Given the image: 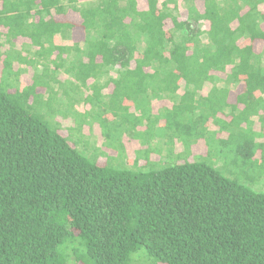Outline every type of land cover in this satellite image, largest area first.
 <instances>
[{
	"label": "trees",
	"instance_id": "1",
	"mask_svg": "<svg viewBox=\"0 0 264 264\" xmlns=\"http://www.w3.org/2000/svg\"><path fill=\"white\" fill-rule=\"evenodd\" d=\"M197 1L182 0L183 20L169 7L177 0H147L146 11L138 0H0V264H264V175L247 184L225 176L196 160L193 142L175 162L136 153L127 165L125 143L110 150L122 159L89 158L69 141L70 126L37 108V92L68 80L121 90L135 110L150 91L173 102L177 130L192 111L185 118L201 129L203 154L208 132H240L235 160L262 168L264 0H204V13ZM77 24L83 42L73 41ZM217 88L214 112L202 103L177 111Z\"/></svg>",
	"mask_w": 264,
	"mask_h": 264
},
{
	"label": "rangeland",
	"instance_id": "2",
	"mask_svg": "<svg viewBox=\"0 0 264 264\" xmlns=\"http://www.w3.org/2000/svg\"><path fill=\"white\" fill-rule=\"evenodd\" d=\"M140 1L145 3L146 0ZM76 29L78 33L79 31L82 32L80 26H77ZM261 46V43L257 44V48ZM32 74L33 71H31V74H25L22 78L23 82H29ZM63 75L60 74V76ZM38 78L41 80L40 77ZM51 86H53V83ZM208 87L210 85L205 86L202 93H206ZM181 89L183 90V88ZM41 92H37L36 95V104L39 111L51 124L56 125L60 122L62 128L70 126L71 129H68L71 131L69 141L89 158H93L92 156H95L96 153H100L122 159L124 157L112 155L110 150L115 151L118 147L121 149V143H125L129 154L127 165L133 164L136 153L141 158L149 157L152 159L154 157L156 160L175 162L181 152L182 155L183 153L188 154L189 144L197 140L195 144L192 143L191 145H195L193 147L195 154L202 153L201 155L198 154L196 160L213 165L225 176L238 179L240 182L247 184V181L255 180L264 175V165L262 168L259 166L254 167L255 164L250 161L249 165L245 166L235 160L238 158L243 161L235 151V146L243 140V136L239 135L240 132L237 131L236 138L231 140L228 137H218V133L208 132L206 139L209 140V147L211 146L212 151H210V154H203L207 150L206 142H200L201 139H196L198 133H202V131L185 118L186 116L193 118L192 111L188 113L187 110L182 113L184 118L181 120V125L185 123L188 128L184 127L177 130L176 126L180 120L176 119V115L172 118L168 117L174 111L172 110L173 102H164L163 100L159 104L157 97L149 96L150 91L146 92L145 98H143L141 106L137 110H135L136 105L133 99L125 96L121 90L118 92L109 91V89L95 91L93 87L90 88L87 85L78 83L73 84L70 80L61 83V86H57L55 91L47 94ZM151 92H154V90ZM236 92L234 91L232 94ZM222 94L223 90L217 88L209 98L200 95L187 96L177 111L182 112L194 103H202L204 105L202 108H205L204 112L210 114L214 112L216 103L219 101L218 97H221ZM172 114H176V111ZM102 123H105L103 125L105 131L104 144L101 140L102 137L100 139V136L97 135V133L100 134L99 125ZM210 126L213 127L214 125L210 122ZM256 128L258 129V124ZM227 132L224 131L223 134L227 136ZM104 155H101L99 159L101 163H106ZM144 161L142 160V162ZM140 264H155V261L152 258H149V260L145 258Z\"/></svg>",
	"mask_w": 264,
	"mask_h": 264
},
{
	"label": "crops",
	"instance_id": "3",
	"mask_svg": "<svg viewBox=\"0 0 264 264\" xmlns=\"http://www.w3.org/2000/svg\"><path fill=\"white\" fill-rule=\"evenodd\" d=\"M194 6L196 7V9L200 12V13H204V11H205V1L204 0H198L197 2H195V4H194ZM169 7H170V9H174V10H176L175 8L177 7V11H178V13H179V16L183 19V20H186L187 18H188V10H187V7H186V5L184 4V2H182V0H177V3L175 4V3H171V4H169ZM138 8L140 9V10H143V11H146V10H148V8H149V5H148V2H147V0L145 1V3H142L140 0H138ZM259 10L262 12V13H264V4H261L260 6H259ZM70 17H72V18H74L76 21H78L77 20V18H76V16H71V14L69 15ZM71 18V19H72ZM80 22V21H79ZM238 25V23L235 21V22H233L232 23V26L233 27H236ZM261 25H263V24H261ZM77 26H80L79 24H77ZM76 26V27H77ZM169 26H171V24H169V22L166 24V27H169ZM3 27V26H2ZM76 27H75V30H74V37H73V41L74 42H83L84 41V39H85V34H84V30H83V27H81L82 28V32L80 33V31H79V33H78V31H77V29H76ZM2 30H3V32H5L6 31V28L5 27H3L2 28ZM24 41V38H21V39H19L18 40V43L19 44H21L22 42ZM19 48H21V45H19ZM137 56H140V53H138L137 54ZM17 67L19 68V65H17ZM40 68H41V66H39ZM132 68H134V66L132 67ZM31 71H33L34 72V70L30 67L26 72H23L22 74H21V79L24 77V75L25 74H31ZM145 71H149V72H152V70L151 69H148V68H145ZM113 74H115V72H112ZM33 75V74H32ZM23 81V80H22ZM30 81H31V78H30ZM29 81V82H30ZM28 82V83H29ZM181 91V92H180ZM182 89L180 88L179 89V92L178 93H180V94H182ZM204 95H206V93L204 92L203 93Z\"/></svg>",
	"mask_w": 264,
	"mask_h": 264
}]
</instances>
